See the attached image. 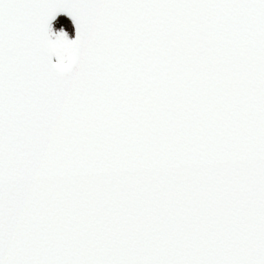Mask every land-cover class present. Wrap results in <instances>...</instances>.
Here are the masks:
<instances>
[{"label":"snow or ice","instance_id":"snow-or-ice-1","mask_svg":"<svg viewBox=\"0 0 264 264\" xmlns=\"http://www.w3.org/2000/svg\"><path fill=\"white\" fill-rule=\"evenodd\" d=\"M0 264H264V0H0Z\"/></svg>","mask_w":264,"mask_h":264},{"label":"rangeland","instance_id":"rangeland-1","mask_svg":"<svg viewBox=\"0 0 264 264\" xmlns=\"http://www.w3.org/2000/svg\"><path fill=\"white\" fill-rule=\"evenodd\" d=\"M59 20L63 23L71 25V20L65 15H59ZM54 26H55V29L58 30L60 28V23L54 22ZM70 35L72 38H74L75 36L74 25L71 26Z\"/></svg>","mask_w":264,"mask_h":264}]
</instances>
